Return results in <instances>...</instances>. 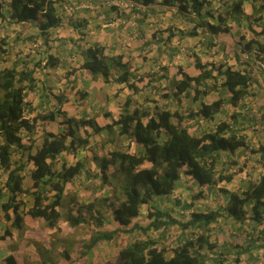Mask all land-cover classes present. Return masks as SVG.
<instances>
[{"label": "trees", "instance_id": "obj_1", "mask_svg": "<svg viewBox=\"0 0 264 264\" xmlns=\"http://www.w3.org/2000/svg\"><path fill=\"white\" fill-rule=\"evenodd\" d=\"M125 1L132 4L133 11L140 10V7L161 5L176 6L179 12L187 15L194 13L200 20L195 27L205 28L210 35L227 33L229 22L237 25L245 22L246 28L255 37L264 35L263 30L256 33L253 29L262 20L264 0H232L231 3L220 0L222 9H214L215 15L211 12L213 8L209 0ZM64 2L72 0H0V20L8 25L34 24L43 42L47 43L50 31L62 24L59 6ZM246 3L251 5L250 15L244 13ZM205 17L214 22H205ZM195 34L194 31L189 33L190 36ZM206 43L207 47L213 46L210 39ZM1 46L0 58L8 55ZM241 50L264 65V41L251 39ZM104 52L102 46H89L82 52L83 64L80 68L88 70L94 76H101L104 82H108L115 72V83L125 84L136 92L138 89L132 82L135 76L130 72L129 64L124 63L121 56L107 57ZM31 59L33 58L29 56L22 59L18 57L10 67L0 69V171L6 176L4 182H0V215L7 224L4 237H11L12 229L22 230L25 216L32 220H43L50 229L58 227L62 217L59 208L64 200L66 187L81 175L90 176L84 159L73 164L58 159L60 155L75 156L79 150L89 145L91 135L87 131H84L83 136L79 134V130L84 128L91 129L94 135L102 131L114 135L115 131L119 137H125L134 144L136 151L131 152L130 146H127L125 149L113 150L101 158H93L98 169L96 177L101 183L99 188L111 185V176L117 178L114 173H109L110 168H115L119 176V188L112 189L109 197L99 199L98 205L94 202L78 203L75 199L71 200L63 217L67 226L76 228L86 223L87 215L94 226L100 228L104 222L101 210L106 207L112 220L120 228H129L131 231L138 229L146 234L150 230L159 231L176 226L182 233L178 239L179 244L170 250L159 247L157 241L149 237L134 241L119 252L118 264H207V254L216 248L210 241V228L223 216L230 219L234 226L238 224L237 230H241L247 221L255 228L261 226L260 234L264 236V173L241 191L220 189L227 196L225 207L206 212L192 211L185 222L173 218L169 212L161 211L151 203L153 198L172 196L182 177L193 181L200 188L232 182L233 174L224 173L217 168L222 154L232 156L239 149H249L245 136L235 127L237 115L231 114L230 121L222 120L211 130H203L200 135L189 132L187 121H210L221 112L224 104L237 107L239 102L250 95L253 83L250 71L202 64L200 58L194 56V65L200 74L190 77L180 69L183 79L170 80L172 93L163 94L162 98L183 95L193 102L201 100L197 111L189 110L184 115L178 111L172 113L155 108L152 111L135 109L130 113V102L126 101L119 118L100 127L95 119L87 115L76 119L58 109V115L63 117L62 130L58 133L41 130L42 142L35 147L33 136L37 121L28 117L32 109L31 103L26 100L27 94L36 87L35 71L54 68L58 66L59 60L51 54L43 55L37 61ZM219 88L222 91L218 92L217 100L210 104L202 101ZM222 92H226L227 99H223ZM77 95L80 99L86 97V93L82 92ZM55 99L61 103L59 96ZM54 116L55 113L51 112L41 119L52 122ZM249 150L253 154H259L264 161V143L259 144L255 150ZM29 166L32 167L28 170L31 186L24 189L23 181ZM240 171L241 169L238 173ZM23 197L30 199V203H25ZM145 206H148L149 223L145 228L137 227L132 222ZM192 207L193 204L189 203L183 210L189 211ZM186 231H189L188 235L184 233ZM119 232V229L94 232L83 243L80 256H87L100 242H110ZM68 255L67 251L62 253L65 260H68ZM213 260L214 264H228L220 256H215ZM3 262L18 264L13 255L7 256ZM235 262L238 263L239 260L235 259Z\"/></svg>", "mask_w": 264, "mask_h": 264}, {"label": "crops", "instance_id": "obj_2", "mask_svg": "<svg viewBox=\"0 0 264 264\" xmlns=\"http://www.w3.org/2000/svg\"><path fill=\"white\" fill-rule=\"evenodd\" d=\"M75 1L61 3L59 8L62 24L50 31L47 43L43 42L34 24L8 25L7 22L0 20L1 47L9 45L10 47H19L20 45L21 47H33L39 51L36 55L37 59L35 58L34 61L47 54H51L59 60L58 66L54 68L35 71L36 87L33 92L27 94L26 100L31 103L32 109L28 117L37 121L35 123L36 132L33 136L35 147L42 142L41 130L58 133L63 128L61 125L63 117L58 115V104H55V101L57 102L55 97L58 95L54 89L48 87L49 81L51 83L55 80L61 81V83H65L67 79L72 80V83L74 81L72 86L75 85V88L69 96L64 95V106H68H65L64 109L66 114L76 119L87 115L89 118L95 119L98 126L102 127L119 118L123 113L122 109L126 101L130 102L128 106L130 113L135 109H150L152 111L155 108L169 110L172 113L175 111L182 112L186 108L183 106H187L188 103L194 108V112L197 111L201 105V100L193 102L190 98H184L183 95L169 99L162 98L163 94L171 92L170 80L183 79L181 72L190 77H196L200 74L199 70L195 68L194 56L199 57L202 64L223 65L239 71L247 69L251 74L252 65L250 61H244L243 51H238L235 48L238 47L237 41L243 35L246 38L249 37L250 40L253 38L252 33L246 28L245 22H240L238 25L229 22L228 32L215 36L210 35L203 27H195L196 24L200 23L197 15L181 13L176 6L152 5L140 7V10L135 9L137 11H133L132 4L125 0H114L116 3L114 5H107L98 0ZM209 1L212 4V11L222 4L218 2L220 0ZM231 1L223 0V2L228 3ZM251 12V5L246 3L244 13L250 15ZM203 20L208 23L214 22L207 17ZM3 23L7 24L5 28L9 26L14 32L11 35L13 39L6 44L1 43L4 38L2 35L4 25H1ZM28 25L32 29L26 33V26ZM253 29L255 32L264 31V13L262 20L257 26H253ZM191 31L196 34L190 36ZM260 38L261 41H264V35ZM209 39L213 45L211 47L206 46ZM92 45L104 47V53L107 57L121 56L122 61L129 64L130 72L135 76V80L132 82L138 89L136 92L125 84L115 83V72L108 82H104L101 76H94L88 70L80 68L83 64L82 52ZM251 76L253 83L249 91L250 95L239 102L237 107L224 104L221 112L215 115L212 120L201 121V124L215 127L222 120L230 121L231 114L237 115L235 127L241 130L245 136L249 149L264 143V71H255ZM92 91L94 92L91 93ZM215 91L204 97L202 101L205 104L213 102L206 103L205 101L208 100L209 96L217 95L218 91ZM81 92L86 93V97L83 99L77 95ZM223 97L227 99L226 92H223ZM72 101L74 102L71 104ZM46 110L49 111L48 115L51 112L55 113L54 121L41 119V117L47 116L45 115ZM40 111H42L40 114L45 116L37 118L36 114ZM184 112L182 113L186 115ZM84 131L91 135L89 142L91 139L100 140L108 137V141L119 137L115 131L114 135H108L105 131L94 135L89 128L80 129L79 134L83 136ZM90 144L91 142L88 146ZM248 150L239 149L232 156L228 155V158L243 160L247 158ZM78 155L79 152L75 154V157L74 155H60L58 159H64L67 164H73L80 158L77 159ZM69 159L73 160L69 161ZM31 168L29 166L25 172L24 189L31 186L28 177V170ZM250 174L251 170H246V168L239 172L237 176L240 178L241 185L247 186L249 182H255V179L251 180ZM260 175H256L257 179ZM226 205L227 203L224 207ZM27 217L25 216L24 220ZM5 225L7 224L0 215V236L4 235ZM258 228L257 233L262 230L261 226ZM236 248L240 249V247ZM9 255H12V252L7 248L0 249L1 259L4 260Z\"/></svg>", "mask_w": 264, "mask_h": 264}, {"label": "rangeland", "instance_id": "obj_3", "mask_svg": "<svg viewBox=\"0 0 264 264\" xmlns=\"http://www.w3.org/2000/svg\"><path fill=\"white\" fill-rule=\"evenodd\" d=\"M221 7L222 4L215 9L221 11ZM215 11L216 10L212 11L214 15ZM1 25H4V29L2 31L4 38L1 40V43H10L13 39V36L11 35L14 34V32L9 26L5 28L7 24L3 23ZM26 28V33H29V30L32 29L29 25L26 26ZM242 38L237 41L238 47H235L238 51H240L242 46L250 40L249 37L246 38L244 35ZM252 39L261 41L260 37H255L254 35ZM3 48L7 51L8 55H3L0 58V69L3 67H10L14 60L18 59V57L22 59L29 56L35 59L39 52L36 48L21 47V45L19 47H10L9 45ZM33 59H31V61ZM73 83L72 80L68 79L65 83H61V81L58 80H55L53 83L49 81L50 85H48V87L54 89L55 93H57L61 99V103L55 101V104H58V109L63 112H65L64 109L68 107L66 105V107L64 106V95H70L72 90L75 88V85L72 86ZM220 91L221 90L218 92ZM93 92L94 91L91 93ZM214 92L216 91L214 90ZM217 96L218 94L211 95L205 102L209 103L210 101H214L219 98ZM74 101H72L71 104ZM183 107H186L185 110H182V112L185 111L184 113H186V115L189 110H194L189 103L187 106ZM46 111L45 115H48L49 111ZM41 112L42 111L37 112V118L45 116L44 114H40ZM191 121L194 120L189 119L187 123L189 125V132L192 135H200L203 130L208 131L213 128L210 125L201 124L202 122ZM107 139L108 137L101 138L100 140L91 139L90 146L78 151L79 155L77 156V159L79 157L80 158L78 160L84 159L85 168L89 171L90 176L87 177L81 175V177L77 178L66 187L64 200L59 208V212L62 217L58 222V227L56 229H50L46 226L43 220H32L27 217L24 220V228L21 231L12 229L11 237H4L3 234L0 236V249L7 248L10 252H12V255H14L18 264H118L119 252L137 240H145L149 237L150 239L156 240L159 247H164L167 250H170L179 244L178 239L182 233L178 227L169 226L166 229L159 231L150 230L146 234L138 229L131 231L129 228H120L112 220L109 215V211L106 210V207L101 210L104 222L100 228H96L87 215L86 223L79 225L76 228H69L67 226L63 217L66 214L67 207L69 203H71V200L75 199L78 203L94 202L98 205L100 200L109 197L112 194V189L119 188V176L117 175L115 168H110L109 173H114L117 178H112L111 176L109 181L111 185L99 188L101 183L99 178L96 177L98 169L93 158H101L113 150L125 149L127 146H130L131 152L136 151L135 145L131 144V142L125 137H115L109 139L108 141ZM257 147L258 146H254L252 149L255 150ZM72 160L73 159H69V161ZM243 168L251 170V180L255 179L256 181V175L264 173V161L260 159L259 154L251 153V150H248L247 158L240 161L237 159H230L225 154H222L217 169H222L224 173L227 174H233L234 179L231 183H222L214 187L200 188L193 181L182 177L176 185V189L172 196L169 198H153L151 203L159 210L167 211L173 218L183 222L188 220L189 214L192 211L206 212L223 208L225 203H227V196L221 193L220 189H226L228 191H241L242 188L244 189L246 186L241 185L239 182L240 178L237 176L239 174V169L242 171ZM5 178V174L0 171V182H4ZM117 195H119V193ZM22 199H24L25 203H30V199L27 197H23ZM114 203L115 205H118L117 202ZM189 203L193 204V207L189 211H184L183 207ZM147 213L148 206L142 207L139 216L135 218L132 223L137 227L145 228L149 223ZM6 227L7 225L4 226V230ZM238 227V224H235L234 226L233 222L224 216L219 218L217 223L211 225L209 234L210 241L215 244L216 248L212 253L207 254V264H214L213 259L215 256H220L221 260L225 259L228 264H264V236H262L260 232L257 233L259 228H255L248 221L243 224L241 230H237ZM115 229H119L120 232L114 236L113 240L110 242H100L88 253L87 256H80L81 251H83V243L88 241L94 232L98 230L101 232H111ZM184 233L188 235L189 231ZM236 246L240 247V249L236 248ZM65 251L69 253L68 260H65L62 256V253ZM240 253L241 255H239ZM235 259H238L239 262L236 263ZM0 264H4L3 259L1 258Z\"/></svg>", "mask_w": 264, "mask_h": 264}, {"label": "built area", "instance_id": "obj_4", "mask_svg": "<svg viewBox=\"0 0 264 264\" xmlns=\"http://www.w3.org/2000/svg\"><path fill=\"white\" fill-rule=\"evenodd\" d=\"M99 2H104L107 5H114L116 4L114 0H98ZM191 15L195 16L194 13H191ZM244 61H250L251 65H252V69H251V74H254L255 71L257 72H263L264 71V65L263 63L256 61L253 56H251L250 54H246L244 53ZM252 77V76H251Z\"/></svg>", "mask_w": 264, "mask_h": 264}]
</instances>
